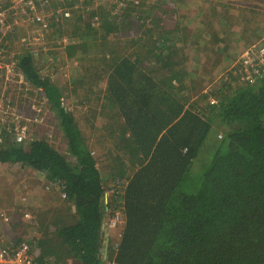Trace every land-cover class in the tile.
I'll return each instance as SVG.
<instances>
[{"label":"trees","instance_id":"obj_1","mask_svg":"<svg viewBox=\"0 0 264 264\" xmlns=\"http://www.w3.org/2000/svg\"><path fill=\"white\" fill-rule=\"evenodd\" d=\"M141 1L122 0L121 10L114 4L115 15L100 17L97 30L90 23L80 24L74 15L53 24L70 38L67 57L85 48L88 37L103 47L111 46L106 41L110 35L120 33L123 45L133 46L130 51L113 46L100 52L99 59L84 60L85 78H98L97 85L105 76L102 112L111 124L118 123L105 130L128 160L126 166L115 162L112 178L125 184L113 209L97 161L63 107L59 87L40 74L30 51L15 59L18 75L44 95L66 144L62 153L43 137L17 143L6 132L0 143L1 167L36 172L45 188L58 187L63 198L39 217V236L29 241L34 262L264 264V82L241 85L231 74L219 87L216 103L208 100L186 108L188 100L178 94L184 89L180 67L185 66L177 59L179 44L188 38L193 44L209 43L217 36L211 31L220 21L201 18L205 9L215 15L216 4L201 8L194 24L200 27L191 30L183 26L180 12L186 0H158L154 8ZM208 48L202 51L210 57ZM106 210L121 213L123 226L117 246L109 244L104 259L100 250ZM4 213L9 221L2 226H13ZM4 239L12 244L23 241Z\"/></svg>","mask_w":264,"mask_h":264},{"label":"rangeland","instance_id":"obj_2","mask_svg":"<svg viewBox=\"0 0 264 264\" xmlns=\"http://www.w3.org/2000/svg\"><path fill=\"white\" fill-rule=\"evenodd\" d=\"M121 1L87 0L85 2L82 0V3H77L76 0H47L46 4L39 2L36 4V11H43L46 14L45 17L49 20L47 30L40 31L37 25L16 17L13 20L15 22L14 33L5 41L7 61H15L14 59L19 53L30 51L36 66L39 67L40 74L48 77L59 87L62 93L63 107L74 117L97 161L99 172L106 187L107 203L110 205L109 207H112L109 209L115 208L114 206L119 203L118 195L121 192V187L125 184L124 179L112 178L115 165L124 163L126 166L128 160H126L123 152L116 148L112 134L109 135V132L105 130L110 126L116 127L118 125V123L111 124L109 122L110 116H106L102 112L101 99L106 84L103 81L105 76L100 77L102 80L97 85L94 84V81H97L98 78L93 80L90 79L89 75L85 78V61L87 59H99L98 57L102 56L100 52H108L112 50L113 46L127 47L129 48L128 51L133 46L129 42L123 45L122 42L125 40L120 33L110 35L111 41L106 40L115 43H111V46L108 43L103 47L102 43L95 45L92 39L88 37L85 41L89 43H84L85 48L77 49L74 56L67 57L65 48L70 43V38L63 29L53 24H58L61 19L57 11L66 10L69 11V17L74 15V20L79 19L80 24L90 23V27L97 30L101 21L100 17L104 18L108 14L113 17L117 9L121 10L119 8ZM155 1L158 0H142L140 5L144 4V7L148 8L147 4H151L154 8ZM208 2L216 4L215 15L208 13L205 9V16H201V18L203 20L215 18V20L220 21L221 24L214 22L211 31L216 32L217 36L209 43L195 42L193 44L188 38L184 45L179 44L180 51L177 53V59H181L185 65L180 67L184 70V89L178 94L188 100L185 105L186 108L196 103L205 105L204 103H207L208 100L216 103L219 99L217 95L220 90L219 87L227 81V76L232 74L231 69H233L234 61L240 50L246 46L242 44L241 40L248 39L264 30V0H186L182 3V11H180L184 17L183 26L190 29L196 27L192 22H197L200 18L199 15H194L197 7L205 8ZM71 3H75L72 5L74 9L66 7ZM114 4H116L117 9H114ZM93 13L95 14L92 17L94 20H91ZM192 13L193 19H189V14ZM129 14L136 15L135 12L132 13L131 11ZM69 17L67 18L69 19ZM242 20H245L250 26H245ZM211 24L207 30H210ZM219 26L222 30H219L221 29ZM240 29L242 32L239 33ZM37 37H39V41L33 40ZM207 47H209L208 49L211 48L212 51L210 57L202 51L206 50ZM81 49L85 50L84 55L81 54ZM213 61L218 62L213 64ZM232 84L236 85L234 82ZM205 96L207 97L205 98ZM0 106L8 109L10 114L5 117L0 114V143L5 138L7 127H11L15 123V117H17L18 124L24 127L27 140L43 137L55 149L62 153L65 152V141L56 129L57 120L44 95L25 83L18 75L17 70L13 72L9 83L4 82V80L0 81ZM34 117L41 118V121L32 122ZM223 131V129L216 131L217 137L218 135L222 136ZM115 162L117 163L115 164ZM114 195L117 197L116 202ZM62 199L58 187L48 190L44 188L42 177L36 172L20 170L18 167L7 170V167L0 166V210L8 213L11 221H13V226L12 224L2 226L0 234L2 233L8 240L20 239L29 243L33 238L39 236L38 220L40 215L59 206ZM24 212L30 214L33 220L25 219L23 217ZM112 215L111 211L106 210L105 224ZM121 231L122 229L105 230L103 243L105 253L102 254L104 258L107 255V247L116 242L117 234H121Z\"/></svg>","mask_w":264,"mask_h":264},{"label":"built area","instance_id":"obj_3","mask_svg":"<svg viewBox=\"0 0 264 264\" xmlns=\"http://www.w3.org/2000/svg\"><path fill=\"white\" fill-rule=\"evenodd\" d=\"M39 2L46 4L47 0H0V81L4 80V82L9 83L13 72L16 70V61H7L8 55L5 50V41L14 33L15 22L13 20L18 17L22 21L37 25L40 31L47 30L49 20L46 19V14L43 11H36V4ZM122 3L121 1L120 5H123ZM57 14L60 17H69V13L65 10L57 11ZM33 40L39 41L40 39L37 37ZM231 70H233L234 77H239L241 85L259 86L264 82V33L255 42L240 51ZM0 114L3 117L10 115L8 109L3 106H0ZM17 120L15 117V123L11 127H7L6 133L11 134L12 140L20 143L26 139V136L24 127H21ZM31 121L37 123L41 121V118L34 117ZM218 138H221V135H218ZM49 188L46 186L47 190ZM23 216L27 220L33 218L26 212L23 213ZM8 221V217L0 210V226ZM122 226L123 216L119 212H115L106 224L108 231L122 229ZM119 236L118 233L116 242L112 245L113 248L117 246ZM32 251L27 241H21L17 244H12L10 241L6 243L0 234V264H35Z\"/></svg>","mask_w":264,"mask_h":264},{"label":"crops","instance_id":"obj_4","mask_svg":"<svg viewBox=\"0 0 264 264\" xmlns=\"http://www.w3.org/2000/svg\"><path fill=\"white\" fill-rule=\"evenodd\" d=\"M199 4H200V2H198ZM200 12H201V7H197V10H196V13L194 14L195 16H197V15H199L200 16ZM189 19H193V13L192 14H189ZM199 21H197V23H198ZM192 23H196V21H193ZM196 26H198V27H200V25L199 24H196ZM264 33V30H263V32H260L259 34L258 33H256V35H254V36H250L248 39H242L241 41H242V44H244V45H246V44H250V43H252V42H254V41H256L262 34Z\"/></svg>","mask_w":264,"mask_h":264},{"label":"clouds","instance_id":"obj_5","mask_svg":"<svg viewBox=\"0 0 264 264\" xmlns=\"http://www.w3.org/2000/svg\"><path fill=\"white\" fill-rule=\"evenodd\" d=\"M63 11H64V10H63ZM65 11H66V10H65ZM58 16H59V15H58ZM59 18L62 19L63 17H60V16H59ZM64 18H65V17H64ZM66 18H67V17H66ZM254 42H255V41H254ZM252 43H253V42H252ZM250 44H251V43H250ZM247 45H249V44H246V46H247ZM246 46H245V47H246ZM243 48H244V47H243ZM243 48H242V49H243ZM242 49H241V50H242ZM241 50H240V51H241ZM242 85H244V84H242ZM42 180H43V179H42ZM44 188H45V186H44ZM32 220H33V219H32ZM27 242H28V241H27ZM103 247H104V246H103Z\"/></svg>","mask_w":264,"mask_h":264},{"label":"water","instance_id":"obj_6","mask_svg":"<svg viewBox=\"0 0 264 264\" xmlns=\"http://www.w3.org/2000/svg\"><path fill=\"white\" fill-rule=\"evenodd\" d=\"M100 253H101V254H104V253H105V249H104V248H101ZM106 253H107V252H106ZM103 258H104V256H103ZM104 259H105V258H104Z\"/></svg>","mask_w":264,"mask_h":264}]
</instances>
